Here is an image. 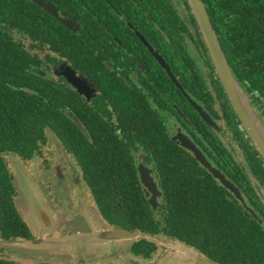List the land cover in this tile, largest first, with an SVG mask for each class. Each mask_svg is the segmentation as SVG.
<instances>
[{
	"label": "flooded vegetation",
	"instance_id": "af4514ba",
	"mask_svg": "<svg viewBox=\"0 0 264 264\" xmlns=\"http://www.w3.org/2000/svg\"><path fill=\"white\" fill-rule=\"evenodd\" d=\"M98 1L100 13L87 16V21L59 11L74 22L75 32L88 24L94 32L96 58L88 73L85 60L79 69L61 49L16 33L31 51L38 73L63 85L49 104L60 111H80L86 131L78 147L72 143L69 123H48L43 131L37 130L42 137L32 139L26 150L0 145V264H42L36 254L49 246L45 242L35 246L38 232L20 212L17 167L49 187L50 211L59 218L57 229L65 242H73L80 226L71 222L81 213L97 226L152 235L128 240L119 258L103 257V248L86 242H68L61 252L70 250L74 258L83 259L79 264H196L199 258L247 264L236 242L240 247L245 241L246 219L264 229V157L231 104L187 0H153V7L128 0L127 8L118 0ZM66 43L61 42V47ZM67 66L86 87L78 90L68 82L62 74ZM232 72L264 121L260 93L249 88L248 81H240L233 68ZM189 98L212 120L206 121ZM103 111L108 114L101 113L97 123L87 119L91 112ZM185 139L229 185L200 162ZM87 159H95V174L105 187L92 183ZM113 159L118 161L116 169L108 166ZM117 172L125 175L122 183L114 176ZM204 189L210 197L205 203L211 210L210 224L216 232L223 230L225 247H196L187 240L197 232H185L184 238L168 233L170 208L185 206L188 197L206 198ZM16 243L34 247L19 248Z\"/></svg>",
	"mask_w": 264,
	"mask_h": 264
},
{
	"label": "trees",
	"instance_id": "16d2710c",
	"mask_svg": "<svg viewBox=\"0 0 264 264\" xmlns=\"http://www.w3.org/2000/svg\"><path fill=\"white\" fill-rule=\"evenodd\" d=\"M59 11L73 15L78 21H87L89 17L99 14L101 6L98 0H46ZM122 7L127 8L128 0H118ZM141 5L153 7V0H135ZM208 16L218 36L221 48L240 81H248L252 90L260 93L264 100V0H202ZM171 9V5H168ZM151 11V8H148ZM170 18L164 22L168 27ZM194 22V20H192ZM184 23V22H183ZM91 24V18H90ZM82 28L79 32L72 31L44 11L31 0H0V145L16 146L24 149L32 139L42 137L48 123H69L73 145L78 147L84 141L82 114L78 110L60 111L50 105L58 95L57 90L63 88L58 81L42 77L39 69L33 67L31 51L19 42L16 33L24 32L33 40L40 39L54 50L61 49L63 54L73 64L80 65L86 61V72L94 64L96 53L94 32ZM169 30L167 31V33ZM68 41L62 48L60 43ZM57 45V46H56ZM38 66V64L35 63ZM87 118L92 122L100 120L101 113L91 112ZM90 113V114H91ZM73 118L75 120H73ZM70 123H72L70 125ZM97 123V121H96ZM53 127V126H52ZM89 126H87L88 128ZM56 129L57 127L54 126ZM53 128V129H54ZM54 129V130H55ZM56 131V130H55ZM94 132L93 127L89 132ZM88 132V129H87ZM95 138V136H92ZM13 144V145H12ZM155 151H159L158 146ZM26 150V149H24ZM91 165V181L96 187L101 180L95 174V159H87ZM116 169L117 159L108 165ZM174 167V165H172ZM117 171V170H116ZM120 182L125 175L117 172ZM113 175H109V184H113ZM127 183L126 181H124ZM195 187H192V189ZM206 198L196 200L188 197L183 207L170 208L167 221L168 233L185 237V232H197L194 237H188V242L198 248L209 250L213 247H225L228 243L221 237L223 230L216 232L210 224L209 194ZM192 192V191H191ZM176 195V193H174ZM153 223V222H152ZM153 224H151L152 227ZM150 230L153 231V228ZM261 228V229H260ZM215 240V242H212ZM244 243L237 248H243L245 263H264V229L262 225L246 219ZM231 240V246H232ZM209 252V251H208ZM218 260V257H214Z\"/></svg>",
	"mask_w": 264,
	"mask_h": 264
},
{
	"label": "water",
	"instance_id": "95a60500",
	"mask_svg": "<svg viewBox=\"0 0 264 264\" xmlns=\"http://www.w3.org/2000/svg\"><path fill=\"white\" fill-rule=\"evenodd\" d=\"M31 1L37 4L47 13L53 15L57 20H59L66 27L70 28L73 31H77L74 27V22L67 19L66 16L60 14L59 10L52 3L47 2L46 0H31ZM187 2L190 6L192 14L196 18V21L198 23V26L202 34V38L206 44V47L209 50L210 56L212 58V62L218 72L220 81L223 84V87L231 101V104L236 114L238 115L239 119L244 124L255 147L260 152V154L264 157V125L262 124L264 123V121L260 119L258 114L255 112L253 105L250 103L248 96L244 92V89L240 86L239 82L235 78L232 72L231 65L221 48L220 42L218 40V36L216 34V31L213 28V25L208 16L206 7L203 4L202 0H187ZM154 54L160 60V62L164 64L163 60H161V57L156 52H154ZM167 71L170 77H173L168 67H167ZM62 74L66 77L68 82L74 88H77L78 90H80L81 88L86 87V82L83 81L82 78L77 77L75 75V72L69 66L65 67L64 70H62ZM177 84H178V87L183 90L182 86L179 83ZM191 102L194 103L197 111L206 121L209 122L212 120L211 117L202 109V107L199 106V104L193 102L192 100ZM208 124H211L213 126L215 125L214 123H208ZM184 144L188 148L193 150L196 157L200 160V162H202V164L206 168H208L215 176L220 177L224 184L229 185L228 182L224 179V177L219 173V171L210 165V163L206 160L202 152L196 146H194V144H192L188 139H185ZM23 172L24 171H22L21 174H23ZM144 177L146 176L144 175ZM24 178L27 180L28 183L30 184L33 183V184H32V188L29 187L27 190H23L20 188V180H18L15 177V184L19 192V196L17 198V200L19 201L18 202L19 205H23V204L28 205V203H30L31 205L32 203L31 201L36 200L34 198L35 197L34 193H35L39 198L38 201H42L43 204L45 203L44 204L45 207L47 206L51 207L52 199H51V196L48 194L49 189L48 190L46 189L47 184L39 179L30 178L28 176H25ZM153 186H152V189H153ZM46 202H48L49 204ZM28 217L29 216H26L25 219L29 223L30 219H28ZM38 221L39 222L43 221V224H44L43 228L40 227L39 223H34L32 225L33 227L37 228L38 234L45 235L49 233L58 232V229L54 231L53 228H54L56 221L59 223V218L57 216H54L53 213L49 209L47 212L42 211L40 213V217ZM76 221L77 223L79 221V223L85 227H88L86 225H89L90 228L88 227L87 233H82V232L75 233V236L72 240L74 242L85 237L91 240L87 239L83 242H91L95 244L102 243V244L109 246L113 243V240H134L141 236L152 237V235L150 234H143L137 231L129 232V231L113 229V228H110L108 225L97 226L94 224V222L88 221L87 215H85L84 218H81L80 220H76ZM76 221H72L71 223H75ZM46 225H47V230L45 229ZM58 239H60L59 236H58ZM58 239L56 238L54 242H57ZM42 242H45L48 245H52V244L57 245L56 243H53L52 241L39 239V243H42ZM197 261L198 262H196V264H216L212 261H209L203 258H199Z\"/></svg>",
	"mask_w": 264,
	"mask_h": 264
},
{
	"label": "rangeland",
	"instance_id": "374dc122",
	"mask_svg": "<svg viewBox=\"0 0 264 264\" xmlns=\"http://www.w3.org/2000/svg\"><path fill=\"white\" fill-rule=\"evenodd\" d=\"M22 171H24L23 174H21ZM24 175L32 178L31 175L28 172H26L25 170H21L19 167H17V172H16L15 177L18 180H20V188L23 189V190H27L29 187L32 188V184L33 183H31V184L28 183L27 180L24 178L25 177ZM46 189L48 190L49 187H46ZM48 194L51 196V199L53 200V197H52V195L50 193V190H48ZM34 195H35L34 198L36 200L31 201L32 202L31 205H30V203H28V205H25V204L18 205V207H19L20 212H21V214L23 215L24 218L26 216H29L28 219H30V222H31V223L29 222L30 227L34 230L35 234L37 235V228L33 227L32 225L34 223H39L40 227L43 228L44 227L43 221L42 222L38 221V219L40 217V213L42 211L43 212H47L48 209L49 210L51 209V207H49V206L45 207V205H44L45 203L43 204L42 201H38V199H39L38 196L35 193H34ZM48 202H46V203H48ZM34 203H36V204H34ZM82 215H84V213H81L78 216H76L74 221L80 220L82 218L80 216H82ZM75 223L80 226L78 229L75 230L76 233H81V232L82 233H87L88 232V227L90 228L89 225H86L88 227H85L82 224H80L79 221H78V223H77V221ZM58 226H59V223L56 221L53 230L56 231ZM45 229L47 230V225L45 226ZM59 234L60 233H49V234H45V235H42V234H38L37 235L36 241L33 242V243L36 244L35 246H39L41 244V243H39V239H43V240H47V241L49 240V241H52L53 243L57 244V245H55V244L49 245L48 249L45 250V251L39 250V252L36 255L39 256V258L40 257L41 258L38 259V260L40 262H42V264H65V263L66 264H79L81 261H83V259L79 260V259L74 258L72 256L73 252H71L70 250H68L67 253L66 252H61V248L68 247V242L71 244L74 241L73 242H71V241L65 242L64 239H66V238H64L63 236L59 237L60 239H58ZM56 238L58 239V241L54 242V240ZM87 239L91 240L89 238H85L84 237V238H81L78 241H76V243L83 242V241H85ZM127 242H128V240H113V243L111 245H109V246H107L105 244H102V243H99V244H95V243H91V242H86V243H87V246H91V247H94V248H99V247L103 248L104 249V254L101 255L103 257L109 256V254H110V255H113L114 258H119L121 256V254H122L121 248ZM32 246L34 247V245L32 243H31V245L27 244V243H16L15 244V247H19V248H32ZM76 249L77 250H82L81 247H78ZM70 253L72 255H70ZM128 264H135V263L128 262Z\"/></svg>",
	"mask_w": 264,
	"mask_h": 264
}]
</instances>
